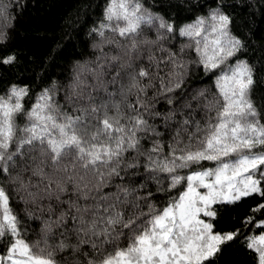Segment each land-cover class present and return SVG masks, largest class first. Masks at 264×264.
<instances>
[{"label":"snow or ice","instance_id":"snow-or-ice-1","mask_svg":"<svg viewBox=\"0 0 264 264\" xmlns=\"http://www.w3.org/2000/svg\"><path fill=\"white\" fill-rule=\"evenodd\" d=\"M81 7L37 55L0 0V264H264L251 0Z\"/></svg>","mask_w":264,"mask_h":264},{"label":"trees","instance_id":"trees-1","mask_svg":"<svg viewBox=\"0 0 264 264\" xmlns=\"http://www.w3.org/2000/svg\"><path fill=\"white\" fill-rule=\"evenodd\" d=\"M89 0H27V8L23 16L19 17L13 33L15 42L25 45H33L36 48V54H43V48L47 41L39 39L42 36L53 35L62 30L66 22L76 23V16L82 11V5ZM93 3L102 2V0H92ZM254 7L244 9H233L238 18L244 19L248 12H254L252 20L255 22L254 31L259 29L256 39L260 40V35L264 34V0H251ZM93 16L98 13L93 12ZM202 72H194L193 80L203 79ZM206 83L210 81L205 80ZM2 85V82H0ZM207 166V165H205ZM22 215V213H21ZM33 228L38 225L33 224Z\"/></svg>","mask_w":264,"mask_h":264}]
</instances>
